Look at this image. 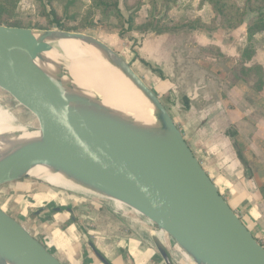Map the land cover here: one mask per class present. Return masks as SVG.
<instances>
[{"label": "water", "instance_id": "obj_1", "mask_svg": "<svg viewBox=\"0 0 264 264\" xmlns=\"http://www.w3.org/2000/svg\"><path fill=\"white\" fill-rule=\"evenodd\" d=\"M65 40L99 50L152 107L158 128H142L84 91L64 86L60 78L31 70L35 61H44L47 41ZM0 90L35 119L37 126L27 127L40 134L38 141L0 158V239L29 247L47 264H90L82 242L48 211L1 191L31 180L27 172L43 165L110 192L131 209L129 217L142 220L139 225L151 223L163 231L190 264H264V248L221 197L157 94L101 41L58 29L1 25ZM52 213L69 215L97 261L111 264L81 230L71 209L54 208ZM143 228L161 264H173L150 227Z\"/></svg>", "mask_w": 264, "mask_h": 264}, {"label": "crops", "instance_id": "obj_2", "mask_svg": "<svg viewBox=\"0 0 264 264\" xmlns=\"http://www.w3.org/2000/svg\"><path fill=\"white\" fill-rule=\"evenodd\" d=\"M188 1L193 2L192 14L188 12ZM197 2L180 3L174 20L199 18L208 24L212 13L208 6L195 10ZM245 28L246 23L231 33L193 31L188 44L198 49L213 48L217 56H197L191 52L190 58L184 60L183 56L168 52L167 58L153 66L161 75L154 76L153 81L161 94L172 96L171 111H167L194 157L221 197L264 248V89L256 93L253 81L238 79L236 69L241 65L240 54L246 43ZM158 47L151 57L153 61ZM257 54L258 51L246 67L259 65L264 70L263 57ZM37 192L41 193V189ZM50 194L46 191L47 197H52ZM54 218L81 241L80 231L73 223H66L69 215L62 213ZM132 223L137 231L143 232L137 221ZM79 225L87 236H92L93 233L85 232L82 223ZM113 236L89 238L111 264H150L146 262L148 259L159 264L148 238V249L141 253L129 245L130 241L119 238L115 242ZM84 253L90 264H100L86 247Z\"/></svg>", "mask_w": 264, "mask_h": 264}, {"label": "rangeland", "instance_id": "obj_3", "mask_svg": "<svg viewBox=\"0 0 264 264\" xmlns=\"http://www.w3.org/2000/svg\"><path fill=\"white\" fill-rule=\"evenodd\" d=\"M143 1L145 4L137 12L134 19L136 26L145 24L148 17L153 16L150 14L155 11V8L153 9L152 6L150 7V4L148 3L149 0ZM156 1L157 3L160 2V0ZM235 1L240 6H242L244 2V0ZM192 3L193 2L188 1V5H190L188 12H190V14H192ZM197 4L198 2L196 3V7ZM88 5L89 0H21L18 4L14 19L15 21L21 23L23 28L31 29L34 31H44L38 29V27H41L43 29L47 28L49 26V22L52 21V16L50 15V13L51 11H54L64 21L68 20L66 24H68V27L70 29H76L75 31L70 32L81 33L90 36L98 41H101L115 53H117L121 58H123L126 63H128L130 67L135 71V73L144 82L147 83V85L154 91V93L157 94L163 105L168 108L167 110L170 111L171 108L169 96L161 94V90H159L158 85H156L153 81L154 76L159 77L158 71L153 67L155 66V63L160 62L161 59L167 58L168 52H171V54L173 52V56L179 54L180 56H183L184 60L190 58L189 55L191 54V52L192 54H195L197 56H204V54L205 56H217L213 48L209 47L206 49H198V47L194 48V45L192 46L188 44V39H190L192 32H189L187 30L169 31L160 34L152 32L150 28L127 31V24L124 23L122 27L113 18L109 20H103L99 17L94 18L93 21L95 26H93L92 28H81L79 16L82 14L84 8ZM175 9L176 8L170 10L167 13V20L165 23H168V21H178L174 20V18L177 16V11H175ZM119 10L124 19H127L130 12L124 8L122 1L119 3ZM47 16H49V19ZM162 16L163 15L157 17V19L161 18ZM249 17L250 16L245 19L244 24L249 19ZM49 30H57V28L55 26H51ZM119 33H121L122 35H119ZM262 34L263 33L258 34L254 39L257 46L256 52L258 51L257 55L259 57H263L261 58V60L264 61V36H262ZM156 45L159 46V53L157 55V58H155V60L153 61L151 60V57L155 48L157 47ZM69 85H71V87L74 89H78L71 83ZM0 102L6 109L9 110V112L21 125L31 128H35L37 126V122L35 121V119L31 117L24 109L17 108L16 104H14L10 97L1 90ZM33 130L37 132V130ZM14 186H17L16 191H14ZM37 189H41V193L37 192ZM1 191L12 193L17 198H21V200H27L28 202H30V205H34L36 208H42L43 210L48 211L49 215L53 217L60 215L57 213H52L54 208L71 209L78 222L83 224L82 226L84 227L85 232L93 233L92 236L86 235L88 239L92 238L93 240H95L98 236L105 238L112 237L114 235L113 237H116L114 239L115 242L119 238L122 240L130 241L129 245H132L135 251L139 250V252L143 253L144 250L148 247L146 244L147 236L143 227H145V225H148L153 231L154 239L157 242L158 232L153 224L140 223L141 226H143V232H139L134 227L130 226L128 221L121 216V212L115 210L109 203L97 204L82 197L76 196L70 192L68 193L65 191L56 190L52 187H48L33 180H22L15 182L13 184H10V186L7 185L2 187ZM46 191H49L52 197H47ZM130 218L137 220V222L138 220L140 222L142 221L141 219H138V217ZM66 223L72 224L70 219ZM81 242L83 246L86 247V249L90 253H92L83 242L82 236ZM171 242L176 246L173 241ZM175 256L179 257V254L177 253ZM146 262H150V264H153V261L150 259L146 260ZM186 262V264H190L188 260ZM158 263L161 264L159 260Z\"/></svg>", "mask_w": 264, "mask_h": 264}, {"label": "bare ground", "instance_id": "obj_4", "mask_svg": "<svg viewBox=\"0 0 264 264\" xmlns=\"http://www.w3.org/2000/svg\"><path fill=\"white\" fill-rule=\"evenodd\" d=\"M35 36L40 35L35 33ZM47 44L48 49L42 54L44 61H35L31 66L33 72L52 79L60 78L64 86L70 83L75 85L92 99L99 100L101 105L113 109V112L122 118L142 128H158L152 107L120 71L111 67L99 50L74 40L47 41ZM39 138L38 131L21 125L0 102V158H4L18 146L38 141ZM27 176L43 185L70 192L97 204L109 203L115 210L120 211L121 216L133 227L134 219L128 215L131 209L101 187L77 183L43 165L30 169ZM155 228L158 232L157 244L162 253L173 264H186L187 258L183 252L172 244L163 231L156 226ZM177 253L179 257L175 256ZM0 264L47 263L35 256L29 247L0 239Z\"/></svg>", "mask_w": 264, "mask_h": 264}, {"label": "trees", "instance_id": "obj_5", "mask_svg": "<svg viewBox=\"0 0 264 264\" xmlns=\"http://www.w3.org/2000/svg\"><path fill=\"white\" fill-rule=\"evenodd\" d=\"M21 0H0V26L11 28H23L21 23L15 21V14L18 4ZM122 1L124 8L129 11L127 19L121 15L119 10V3ZM183 0H149L150 7L155 8V11L150 14L147 22L141 26L135 25V17L137 12L145 4L143 0H89V5L86 6L80 17L81 28H92L94 25V18L99 17L103 20L115 19L116 22L123 27L127 24V31L134 29H148L150 28L154 33H165L169 31L187 30L189 32L202 31L212 33L215 31H222L224 33H231L239 29L246 21V43L240 54L241 65L236 69L238 79L243 82L248 80L253 81L252 88L256 93H261L264 89V70L259 65H251L246 67L254 57L257 46L255 37L258 34L264 33V0H244L242 6L238 5L235 0H198L196 7L200 11L204 6H208L212 18L208 24L202 23L199 18L188 19L184 21H168L167 13L179 6ZM159 5V8H158ZM152 12V10H151ZM52 21L49 22L47 28L38 27L41 30H49L56 27L58 30L64 32L75 31L70 29L66 22L54 11H51ZM163 15L161 18L157 17ZM49 19V16H47ZM124 31V32H127ZM121 33H119L120 35ZM122 35V34H121ZM159 77H161L160 73ZM239 157L241 155L239 154Z\"/></svg>", "mask_w": 264, "mask_h": 264}]
</instances>
